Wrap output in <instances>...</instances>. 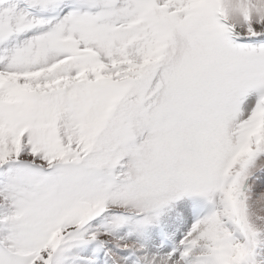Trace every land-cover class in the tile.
I'll use <instances>...</instances> for the list:
<instances>
[{"label": "snow or ice", "instance_id": "obj_1", "mask_svg": "<svg viewBox=\"0 0 264 264\" xmlns=\"http://www.w3.org/2000/svg\"><path fill=\"white\" fill-rule=\"evenodd\" d=\"M0 264H264V0H0Z\"/></svg>", "mask_w": 264, "mask_h": 264}]
</instances>
